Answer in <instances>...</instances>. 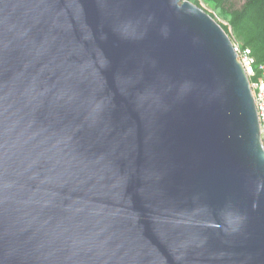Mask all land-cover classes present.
<instances>
[{
    "label": "water",
    "instance_id": "95a60500",
    "mask_svg": "<svg viewBox=\"0 0 264 264\" xmlns=\"http://www.w3.org/2000/svg\"><path fill=\"white\" fill-rule=\"evenodd\" d=\"M0 264H264L248 79L187 0H0Z\"/></svg>",
    "mask_w": 264,
    "mask_h": 264
},
{
    "label": "trees",
    "instance_id": "16d2710c",
    "mask_svg": "<svg viewBox=\"0 0 264 264\" xmlns=\"http://www.w3.org/2000/svg\"><path fill=\"white\" fill-rule=\"evenodd\" d=\"M204 1L224 16L226 24H218L230 40L250 48L256 63L264 62V0H243L238 9L229 8L228 0Z\"/></svg>",
    "mask_w": 264,
    "mask_h": 264
},
{
    "label": "built area",
    "instance_id": "2783aa9c",
    "mask_svg": "<svg viewBox=\"0 0 264 264\" xmlns=\"http://www.w3.org/2000/svg\"><path fill=\"white\" fill-rule=\"evenodd\" d=\"M232 43L237 60L242 66L249 82L259 123V133L264 147V62L256 63L250 48L237 42Z\"/></svg>",
    "mask_w": 264,
    "mask_h": 264
},
{
    "label": "rangeland",
    "instance_id": "374dc122",
    "mask_svg": "<svg viewBox=\"0 0 264 264\" xmlns=\"http://www.w3.org/2000/svg\"><path fill=\"white\" fill-rule=\"evenodd\" d=\"M195 5L196 1L197 5H199V8H201L203 11H205L209 16L212 15L213 19L217 23L226 24V19L224 16L221 15L220 11L214 9L213 7L209 6L207 3H205L204 0H187ZM243 3V0H228L227 6L231 9H238L241 4ZM233 42H237L234 38H231ZM241 44L240 42H237Z\"/></svg>",
    "mask_w": 264,
    "mask_h": 264
}]
</instances>
